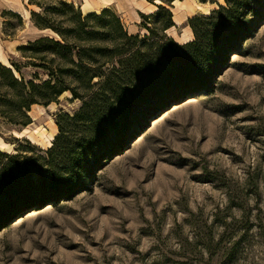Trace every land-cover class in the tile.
<instances>
[{
  "label": "rangeland",
  "instance_id": "1",
  "mask_svg": "<svg viewBox=\"0 0 264 264\" xmlns=\"http://www.w3.org/2000/svg\"><path fill=\"white\" fill-rule=\"evenodd\" d=\"M154 1L0 0V56L18 64L25 82L52 78V85L66 88L21 115L18 102L28 90L0 70V139L10 144L0 153L27 160L33 180L43 175L51 182L55 173L68 184L63 195L24 207L0 225V264H264V0H232L239 39L217 68L209 65L214 70L204 89L163 107L144 102L127 123L105 128L83 149V136L96 130L86 121L59 119L65 132L59 144L78 153L77 165L57 146L47 155L53 141L47 148V138L35 132L58 135V115L72 117L82 107L71 91L91 95L100 78L82 86L86 59L81 65L69 60L78 62L81 43L59 54L44 44L20 46L47 36L62 41L53 29L69 39L78 14L105 9L127 35L143 39V26L165 18L147 13L154 4L171 14L174 26L163 32L171 47L184 44L185 34L194 39L188 19L227 6L226 0ZM87 6L95 11L84 13ZM85 31L92 32L82 34L85 48H112V32L93 18ZM157 39L156 32L150 41ZM25 128L24 136L14 134Z\"/></svg>",
  "mask_w": 264,
  "mask_h": 264
},
{
  "label": "trees",
  "instance_id": "2",
  "mask_svg": "<svg viewBox=\"0 0 264 264\" xmlns=\"http://www.w3.org/2000/svg\"><path fill=\"white\" fill-rule=\"evenodd\" d=\"M226 2L227 6L220 5L209 17L194 16L188 19L194 39L181 45L173 42V45L171 44L173 47L168 44L172 40L166 38L163 32L174 24L170 12L162 5L149 15H164L165 18L153 27L143 26L148 32L143 39H139L138 34L127 35L120 18L113 13L107 16L108 10L105 9L100 14L89 13L85 17L78 14L77 22L73 27L76 34L69 39L64 32L53 29L52 31L62 41L47 36L20 46L19 49L28 51L33 46L44 44L59 54L63 50L72 53L81 43V51L77 53L78 62L76 63L73 58L69 60L74 65H81L84 58L87 60H84L86 62L84 67L89 74L85 76L82 86L87 89L93 78H100L98 82L100 88L91 95H87L86 91L81 93L71 91L74 98L83 100L82 107L72 117L67 114L58 115L57 125L60 133L56 135L53 145L46 154H51L57 146L64 151L70 166L77 165L80 159L78 153L70 150L69 144L60 146L59 140L65 132L59 119L68 118L73 122L86 121L92 125L97 133L83 136L81 145L83 149L96 144L95 140L101 136L105 128L111 130L117 128L119 123H127L141 105L144 107V102L148 106L153 103L156 108L163 107L192 91L204 89L207 86L210 70L217 68L218 59L222 58L223 53L233 49L239 39L237 25L233 23L237 18L236 6L231 5L232 0ZM216 16L221 20L216 19ZM90 18L96 20L103 30L112 32L111 49L102 46L85 48L83 43H88V38L82 34L85 36L92 34L85 31L86 23ZM199 22L205 23L202 28L197 27ZM46 28L50 29L47 26L41 29ZM156 32L161 34L162 39L150 41ZM181 51H188V56ZM80 54L86 56L81 57ZM212 63L214 68L209 66ZM11 64L13 69L1 65L0 70L13 84L20 86L24 91L28 90L26 98L18 102V112L21 115L29 110L31 104H49L66 91V88L52 85V78L40 84L33 81L25 82L18 64L14 62ZM89 64H96L97 68L93 69ZM107 65L110 67L106 68ZM13 70L19 73V77L12 74ZM22 124L26 125L27 122ZM29 173L27 160H19L17 155L0 153V225L13 217L18 210L37 201L63 195L68 190L67 179L58 174L49 175L51 182H48L43 175L33 180ZM37 194L39 196H36Z\"/></svg>",
  "mask_w": 264,
  "mask_h": 264
},
{
  "label": "bare ground",
  "instance_id": "3",
  "mask_svg": "<svg viewBox=\"0 0 264 264\" xmlns=\"http://www.w3.org/2000/svg\"><path fill=\"white\" fill-rule=\"evenodd\" d=\"M154 2H160L159 0H155ZM174 2H175V0H174ZM104 7H107L106 5H103V8ZM197 8H203L201 5H197ZM204 9H206V8H204ZM157 10V7H156V5H154V4H151L149 7H147L146 8V11H147V13H153V12H155ZM95 11V9H92L91 7H85L84 8V13H89V12H94ZM174 21L175 22H177V23H179V19L178 18H174ZM184 43L185 42H188V41H190V40H192V38H191V36L190 35H188V34H185L184 35ZM0 61H1V63L4 65V66H6V67H9V68H12V66H11V64L9 63V62H7L6 61V59H4L2 56H0ZM13 69V68H12ZM14 71V70H13ZM14 73L16 74V71H14ZM17 76V75H16ZM27 129L25 128L22 132H15L14 134L16 135V136H24L23 135V132L24 131H26ZM35 132L41 137V138H47V148H49L51 145H52V141L54 140V138H55V136H56V134H46V130L45 129H39V127L38 128H36L35 129ZM7 147H10V144H8V143H6V142H4L3 140H1L0 139V149H2V148H7Z\"/></svg>",
  "mask_w": 264,
  "mask_h": 264
}]
</instances>
